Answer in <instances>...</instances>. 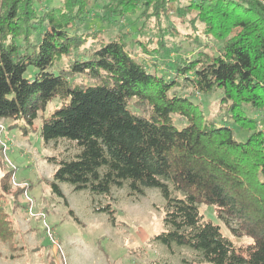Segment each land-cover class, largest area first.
Wrapping results in <instances>:
<instances>
[{
    "label": "trees",
    "instance_id": "1",
    "mask_svg": "<svg viewBox=\"0 0 264 264\" xmlns=\"http://www.w3.org/2000/svg\"><path fill=\"white\" fill-rule=\"evenodd\" d=\"M44 1L0 0V122L24 119L33 126L50 102L62 101L40 128L45 144L58 151L48 158L56 166L53 191L68 206L60 183L87 190L108 202L96 211L112 215L114 189L127 187L138 197L157 188L165 231L154 240L170 252L191 250V264H264V120L250 115L264 112V0H189L179 8L177 0H104L99 19L110 24L140 7L141 17L157 21L176 10L196 13L204 34L221 45L178 55L166 64L172 74L151 71L124 35L99 34L87 50L91 33L80 26L91 0L39 10ZM149 41L134 42L143 53H159ZM30 67L36 74L26 77ZM185 90L222 92L221 124L207 119ZM176 117L187 124L180 127ZM232 125L248 136L237 139ZM13 193L6 173L0 243L16 252L15 222L2 207ZM202 204L233 238L205 217ZM244 238L250 242H234Z\"/></svg>",
    "mask_w": 264,
    "mask_h": 264
},
{
    "label": "rangeland",
    "instance_id": "2",
    "mask_svg": "<svg viewBox=\"0 0 264 264\" xmlns=\"http://www.w3.org/2000/svg\"><path fill=\"white\" fill-rule=\"evenodd\" d=\"M187 3L189 0H177L176 8ZM62 5L63 0H47L37 3V8L47 10ZM103 6L104 0H91L86 14L88 18L81 22L80 31L91 33L87 37V50L99 34L106 38L124 35L129 49L144 59L151 71L158 69L171 73L166 64L176 60L178 55L196 54L206 49V45L216 51L221 45L214 37L204 34V23L195 20V12L181 15L176 10L157 21L154 16H149V20L141 17L143 8L140 7L136 14H128L110 24L99 19L103 15ZM135 40H150V49L159 53H143ZM160 44L164 45L160 47ZM35 74V68L30 67L25 76ZM183 95L200 105L207 119H215L221 124L218 110L222 92L200 95L185 90ZM61 104L60 99L50 102L47 109L39 113L33 126L27 125L24 119L0 122V180L10 173L16 192L7 195L2 207L14 219L18 232L16 252L0 243V264H191L194 260L191 250L176 247L170 252L154 240L156 235L165 231L163 214L157 210V206L164 204L159 189H146L145 195L138 197L130 196L127 187L114 189L112 215L96 211L97 207L108 202L87 190L76 191L71 184L60 183L68 206L53 191L50 182L56 166L48 158L58 151L45 144L40 128L43 119ZM250 115L264 120V112H250ZM176 120L180 127L187 124L184 119L176 117ZM232 127L237 139L244 140L248 136L236 125ZM64 147L60 144L58 149L62 151ZM200 208L206 218L221 224L211 206L202 204ZM221 226L224 234L233 238L228 229ZM234 242L248 243L250 239Z\"/></svg>",
    "mask_w": 264,
    "mask_h": 264
}]
</instances>
